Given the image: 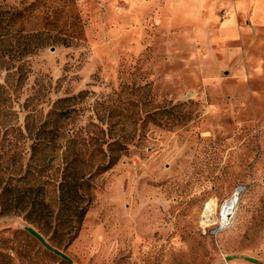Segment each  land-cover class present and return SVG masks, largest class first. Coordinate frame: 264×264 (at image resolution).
Segmentation results:
<instances>
[{
  "label": "rangeland",
  "instance_id": "obj_1",
  "mask_svg": "<svg viewBox=\"0 0 264 264\" xmlns=\"http://www.w3.org/2000/svg\"><path fill=\"white\" fill-rule=\"evenodd\" d=\"M0 1L22 11L11 27L44 29L21 83L0 67L18 101V116L0 126V144L17 143L14 170L0 156L2 184L23 172L15 127L26 111L42 118L58 97L75 96L71 127L131 141L94 178L80 228L57 247L73 264L264 263V25L238 12L240 34L228 38L220 27L234 5H219L210 20L184 0ZM27 224L51 241L23 214L1 215L13 264H49L37 239L31 262L34 251L12 237Z\"/></svg>",
  "mask_w": 264,
  "mask_h": 264
},
{
  "label": "trees",
  "instance_id": "obj_2",
  "mask_svg": "<svg viewBox=\"0 0 264 264\" xmlns=\"http://www.w3.org/2000/svg\"><path fill=\"white\" fill-rule=\"evenodd\" d=\"M22 15L18 9L10 11L0 7V67L13 70L17 83H21L26 76L25 57L42 46L43 41L39 38L44 33L43 28L28 30L11 27L9 23L16 18L22 19ZM33 37L39 39L34 45L29 40ZM74 99L73 95L56 98L43 117L37 120L29 119L31 115L26 111L23 122L15 127L24 138L23 172L19 178L14 181L10 179L4 184L0 177V216L23 214L28 223L51 232V241H46L56 249L59 244H68L80 228L91 201L94 178L111 168L131 142L100 137L71 127ZM16 102L7 86L0 83V126L9 114L18 116ZM98 126L101 132L105 131L106 126ZM16 144L15 139L1 142L0 156H6L7 164L2 168L11 166L14 170L16 167ZM50 188L56 195L53 200L47 195ZM37 231L41 234L40 230ZM11 235H20L18 240L22 241L24 249L34 251L33 255L28 256L29 260H36L34 258H37L40 250L35 249L32 239L37 238L26 229L14 230ZM0 238L7 249L0 251V264H13L9 251L16 250L14 241L7 237ZM43 247V261L49 264H73L66 255Z\"/></svg>",
  "mask_w": 264,
  "mask_h": 264
},
{
  "label": "crops",
  "instance_id": "obj_3",
  "mask_svg": "<svg viewBox=\"0 0 264 264\" xmlns=\"http://www.w3.org/2000/svg\"><path fill=\"white\" fill-rule=\"evenodd\" d=\"M232 1V2H231ZM234 3V4H232ZM234 5V10L221 22L220 30L226 37H235L240 34L238 12L248 15L249 20L264 25V0H184L183 5L194 14H210V20L215 18V10L219 5ZM205 9V10H204ZM247 21V20H246Z\"/></svg>",
  "mask_w": 264,
  "mask_h": 264
},
{
  "label": "water",
  "instance_id": "obj_4",
  "mask_svg": "<svg viewBox=\"0 0 264 264\" xmlns=\"http://www.w3.org/2000/svg\"><path fill=\"white\" fill-rule=\"evenodd\" d=\"M242 186H237L236 191L239 193V191L241 190ZM237 197V194L236 196ZM23 228L26 229L27 231H29L32 235H34L45 247L61 254V255H65L62 251H60L59 249H56L54 247H52L47 241L46 239L32 226L30 225H23Z\"/></svg>",
  "mask_w": 264,
  "mask_h": 264
},
{
  "label": "bare ground",
  "instance_id": "obj_5",
  "mask_svg": "<svg viewBox=\"0 0 264 264\" xmlns=\"http://www.w3.org/2000/svg\"><path fill=\"white\" fill-rule=\"evenodd\" d=\"M236 197L231 198V200L225 202L221 208V217L224 219L232 212L234 202Z\"/></svg>",
  "mask_w": 264,
  "mask_h": 264
},
{
  "label": "built area",
  "instance_id": "obj_6",
  "mask_svg": "<svg viewBox=\"0 0 264 264\" xmlns=\"http://www.w3.org/2000/svg\"><path fill=\"white\" fill-rule=\"evenodd\" d=\"M207 206H208V204H207ZM207 206H206V208H207ZM206 208H205V209H206ZM212 211H213V210H212ZM203 218H204V217H203ZM211 218H212V214H211ZM211 218H210V219H208V217H206V218H204V220H205V221H210V220H211ZM221 220H222V218H221ZM220 223H222V221H221Z\"/></svg>",
  "mask_w": 264,
  "mask_h": 264
}]
</instances>
